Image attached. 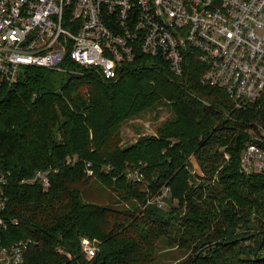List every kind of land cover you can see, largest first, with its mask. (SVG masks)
<instances>
[{
    "label": "trees",
    "instance_id": "16d2710c",
    "mask_svg": "<svg viewBox=\"0 0 264 264\" xmlns=\"http://www.w3.org/2000/svg\"><path fill=\"white\" fill-rule=\"evenodd\" d=\"M66 66L73 72L25 67L17 83L0 88V251L16 250L21 264H155L164 240L194 247L180 264H264V173L240 168L260 115L202 85L197 57L181 77L143 53L117 79ZM160 107L173 119L123 147L122 125ZM192 158L218 174L205 200L192 183ZM47 171L48 185L23 183ZM136 171L140 181L129 177ZM93 183L130 207L86 202ZM165 190L179 207L161 206ZM85 239L98 250L92 259Z\"/></svg>",
    "mask_w": 264,
    "mask_h": 264
},
{
    "label": "built area",
    "instance_id": "2783aa9c",
    "mask_svg": "<svg viewBox=\"0 0 264 264\" xmlns=\"http://www.w3.org/2000/svg\"><path fill=\"white\" fill-rule=\"evenodd\" d=\"M140 53L166 60L177 77L197 57L202 85L224 90L238 111L254 109L262 120L248 132L240 168L264 173V0H0V88L25 67L72 73L67 61L117 79ZM50 172L23 183L48 185ZM92 244L82 242L88 259Z\"/></svg>",
    "mask_w": 264,
    "mask_h": 264
},
{
    "label": "rangeland",
    "instance_id": "374dc122",
    "mask_svg": "<svg viewBox=\"0 0 264 264\" xmlns=\"http://www.w3.org/2000/svg\"><path fill=\"white\" fill-rule=\"evenodd\" d=\"M76 72V71H75ZM174 113L168 107H160L158 110L153 112H146L131 120L125 122L120 129L121 145L123 147L134 144L140 137L153 136L157 133L159 127H161L166 121L173 119ZM226 146L220 144L218 151L222 154L224 161L223 165H226L230 160V155L225 150ZM212 167L202 168L195 158L191 159V172L194 176L193 185L196 186L199 191L203 192V199L210 192L208 186L213 188V181L217 179V172L211 171ZM214 176V177H213ZM213 177V179H212ZM217 181V180H216ZM1 182V178H0ZM201 185H204L200 188ZM1 191V190H0ZM121 198L110 190L104 188L97 183L91 184L90 188L85 194L86 202H93L104 206H116L120 209H127L130 207L128 203L120 200ZM170 194L168 190H165L163 198L160 201H165L163 208L170 209L171 207H179L178 202H168ZM170 201V200H169ZM184 213L185 210H182ZM253 217L252 219H255ZM257 224V221H254ZM93 246H96L92 244ZM194 247L179 248L177 246H170L164 240L157 243L155 264H180L185 262L192 254ZM14 259L8 253L2 252L0 255V264H14Z\"/></svg>",
    "mask_w": 264,
    "mask_h": 264
}]
</instances>
